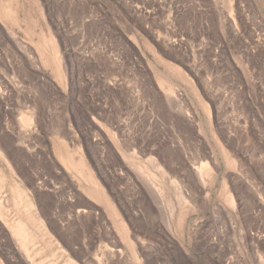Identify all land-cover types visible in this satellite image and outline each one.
Wrapping results in <instances>:
<instances>
[{
	"label": "rangeland",
	"instance_id": "1",
	"mask_svg": "<svg viewBox=\"0 0 264 264\" xmlns=\"http://www.w3.org/2000/svg\"><path fill=\"white\" fill-rule=\"evenodd\" d=\"M0 264H264V0H0Z\"/></svg>",
	"mask_w": 264,
	"mask_h": 264
},
{
	"label": "bare ground",
	"instance_id": "2",
	"mask_svg": "<svg viewBox=\"0 0 264 264\" xmlns=\"http://www.w3.org/2000/svg\"><path fill=\"white\" fill-rule=\"evenodd\" d=\"M182 107V106H181ZM184 109V108H183ZM187 114V113H186ZM189 114V113H188ZM199 176H201L200 174H198ZM202 178V177H201ZM17 233V232H16Z\"/></svg>",
	"mask_w": 264,
	"mask_h": 264
}]
</instances>
